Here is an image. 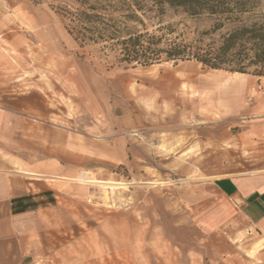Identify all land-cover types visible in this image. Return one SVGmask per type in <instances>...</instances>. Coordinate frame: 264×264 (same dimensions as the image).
I'll return each mask as SVG.
<instances>
[{
	"label": "rangeland",
	"instance_id": "rangeland-1",
	"mask_svg": "<svg viewBox=\"0 0 264 264\" xmlns=\"http://www.w3.org/2000/svg\"><path fill=\"white\" fill-rule=\"evenodd\" d=\"M76 9L0 0V178L25 177L11 202L32 212L36 264L254 262L264 236L215 183L264 168V76L125 66L68 34ZM143 24L190 40L209 23L166 10Z\"/></svg>",
	"mask_w": 264,
	"mask_h": 264
},
{
	"label": "trees",
	"instance_id": "trees-1",
	"mask_svg": "<svg viewBox=\"0 0 264 264\" xmlns=\"http://www.w3.org/2000/svg\"><path fill=\"white\" fill-rule=\"evenodd\" d=\"M74 1L80 9L70 14L75 26L68 34L82 44L109 43L125 66L195 62L210 70L264 76V13H254V0ZM166 10L196 23L207 21L208 27L195 28L190 40L184 33L172 37V25L148 33L144 18L160 24Z\"/></svg>",
	"mask_w": 264,
	"mask_h": 264
},
{
	"label": "crops",
	"instance_id": "crops-1",
	"mask_svg": "<svg viewBox=\"0 0 264 264\" xmlns=\"http://www.w3.org/2000/svg\"><path fill=\"white\" fill-rule=\"evenodd\" d=\"M45 61L47 58L39 60L42 62L40 64ZM61 67L59 64L56 70L59 76ZM63 71L62 75L66 80V67ZM24 178H0V264H36L37 256L33 242L35 231L27 222L32 212L29 209L16 208L11 202L15 184ZM215 185L222 197L240 208L247 227L258 236H264V168L253 174L220 177ZM260 242L264 243V239L252 244L257 250L256 253L260 254L250 264H264V245ZM229 260L233 259L227 261ZM234 261L237 259L234 258Z\"/></svg>",
	"mask_w": 264,
	"mask_h": 264
},
{
	"label": "bare ground",
	"instance_id": "bare-ground-1",
	"mask_svg": "<svg viewBox=\"0 0 264 264\" xmlns=\"http://www.w3.org/2000/svg\"><path fill=\"white\" fill-rule=\"evenodd\" d=\"M233 75H236V74H233ZM233 79H234V78H233ZM225 82H227V81H225ZM231 83H232V85H233L232 87H240V84H239L238 80H236V79H235V80H232ZM227 84H228V83H227ZM103 185H104V184H103ZM109 185H110V184H109ZM112 185H114V186H120V184H116V183H115V184H112ZM112 185H111V186H112Z\"/></svg>",
	"mask_w": 264,
	"mask_h": 264
}]
</instances>
